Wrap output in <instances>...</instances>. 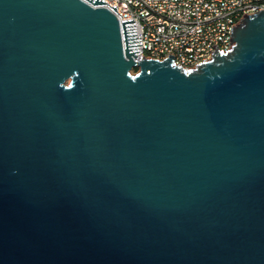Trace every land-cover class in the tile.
Segmentation results:
<instances>
[{
    "label": "water",
    "instance_id": "95a60500",
    "mask_svg": "<svg viewBox=\"0 0 264 264\" xmlns=\"http://www.w3.org/2000/svg\"><path fill=\"white\" fill-rule=\"evenodd\" d=\"M99 5L0 0V264H264V10L187 69Z\"/></svg>",
    "mask_w": 264,
    "mask_h": 264
},
{
    "label": "built area",
    "instance_id": "2783aa9c",
    "mask_svg": "<svg viewBox=\"0 0 264 264\" xmlns=\"http://www.w3.org/2000/svg\"><path fill=\"white\" fill-rule=\"evenodd\" d=\"M117 6L125 47L123 20H135L137 37H142L136 60L163 59V50H173L175 63L187 69L210 61L208 47L218 46L222 52L230 51L232 28L252 6L264 10V0H105ZM233 42V43H231Z\"/></svg>",
    "mask_w": 264,
    "mask_h": 264
},
{
    "label": "bare ground",
    "instance_id": "6f19581e",
    "mask_svg": "<svg viewBox=\"0 0 264 264\" xmlns=\"http://www.w3.org/2000/svg\"><path fill=\"white\" fill-rule=\"evenodd\" d=\"M256 12H259V6H252L251 7V14H255ZM216 48H218V46H215V47L209 46L208 47V57H213V54L216 51ZM171 54L174 55L173 50H163V59L170 57Z\"/></svg>",
    "mask_w": 264,
    "mask_h": 264
},
{
    "label": "rangeland",
    "instance_id": "374dc122",
    "mask_svg": "<svg viewBox=\"0 0 264 264\" xmlns=\"http://www.w3.org/2000/svg\"><path fill=\"white\" fill-rule=\"evenodd\" d=\"M134 73H137V70H135Z\"/></svg>",
    "mask_w": 264,
    "mask_h": 264
},
{
    "label": "trees",
    "instance_id": "16d2710c",
    "mask_svg": "<svg viewBox=\"0 0 264 264\" xmlns=\"http://www.w3.org/2000/svg\"><path fill=\"white\" fill-rule=\"evenodd\" d=\"M138 71V69H136Z\"/></svg>",
    "mask_w": 264,
    "mask_h": 264
}]
</instances>
